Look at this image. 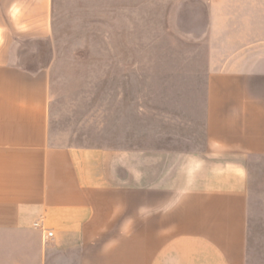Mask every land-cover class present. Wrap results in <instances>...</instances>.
<instances>
[{"label": "crops", "instance_id": "0c3cea01", "mask_svg": "<svg viewBox=\"0 0 264 264\" xmlns=\"http://www.w3.org/2000/svg\"><path fill=\"white\" fill-rule=\"evenodd\" d=\"M199 1L238 44L208 68L201 142L132 153L52 143L50 68L19 40L50 38L54 0H0V264H264V0Z\"/></svg>", "mask_w": 264, "mask_h": 264}, {"label": "rangeland", "instance_id": "374dc122", "mask_svg": "<svg viewBox=\"0 0 264 264\" xmlns=\"http://www.w3.org/2000/svg\"><path fill=\"white\" fill-rule=\"evenodd\" d=\"M208 27L199 0H54L50 38L19 40L21 65L50 68L52 143L133 153L201 142L208 68L238 46L234 21Z\"/></svg>", "mask_w": 264, "mask_h": 264}, {"label": "built area", "instance_id": "2783aa9c", "mask_svg": "<svg viewBox=\"0 0 264 264\" xmlns=\"http://www.w3.org/2000/svg\"><path fill=\"white\" fill-rule=\"evenodd\" d=\"M36 228H40L43 231L45 240H50L54 237V233L46 228H44L39 222L35 223Z\"/></svg>", "mask_w": 264, "mask_h": 264}]
</instances>
